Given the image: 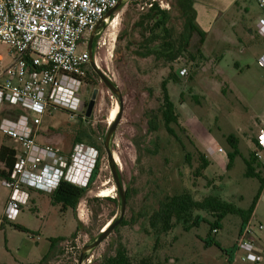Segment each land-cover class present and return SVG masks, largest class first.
Segmentation results:
<instances>
[{
    "label": "rangeland",
    "instance_id": "1",
    "mask_svg": "<svg viewBox=\"0 0 264 264\" xmlns=\"http://www.w3.org/2000/svg\"><path fill=\"white\" fill-rule=\"evenodd\" d=\"M152 3L166 12L173 41L179 43L182 35L191 34L185 29L178 0H125L124 7L102 24L97 42L105 45L95 48V62L118 86L122 100L99 76L92 75L79 94L88 104L94 90H98L91 117L85 122L72 121L66 109L51 108L43 117L37 138L40 145L58 147L67 156L71 155L77 136L87 145L101 147L104 154L99 175L76 212H63L60 206L52 205L51 193L30 190L28 204L21 207L14 221L29 232L18 231L4 221L6 224L0 229V264H78L83 249L120 215L119 200L115 205L99 196L102 189L115 186L104 147L114 111L119 123L111 146L120 158L118 168L129 196L124 220L136 223L116 228L87 254L83 264H107L119 248L135 264H228L219 248L204 243L211 229L208 222H214L217 213L191 209L180 218L173 217L166 229L160 226L155 230L148 225L147 215L158 208L160 200L183 193L195 201L213 196L238 210L251 207L260 182L246 178L243 158L260 150L256 141L264 132V67L259 63L264 55V35L257 30L264 13L255 2L242 0L249 7L248 13L239 18L231 13L224 20L223 32L209 33L202 44L198 33L191 34L189 51L168 62L156 60L154 55L139 56L147 50L144 39L154 34L150 32L157 17L151 18L152 13L148 16ZM157 34L163 32L159 30ZM9 52L10 47L0 42L4 65L10 63ZM236 62L240 67L234 66ZM183 70L186 75H182ZM171 74L177 81L168 79ZM164 80L169 81L167 88L176 107L178 122L171 127L178 140L164 124ZM5 109L8 118H15L21 111L19 106ZM86 110L83 106L85 114ZM229 135L238 139L241 152L230 170L228 153L233 150L227 141ZM5 144L14 146L8 137ZM202 155L209 166L197 176ZM257 171L264 177V166L257 167ZM115 191L109 198L118 197L116 186ZM9 193L10 189L0 182L2 219ZM255 211L254 225H264V193ZM198 217L202 221L194 226ZM241 225L239 215L228 213L213 237L222 248L229 249L238 243ZM53 239L63 240L49 253ZM256 239L260 244V240L264 241V230L257 232ZM46 254L48 258L41 263ZM240 256L237 252L233 264H251L242 262Z\"/></svg>",
    "mask_w": 264,
    "mask_h": 264
},
{
    "label": "built area",
    "instance_id": "2",
    "mask_svg": "<svg viewBox=\"0 0 264 264\" xmlns=\"http://www.w3.org/2000/svg\"><path fill=\"white\" fill-rule=\"evenodd\" d=\"M247 1L255 2L264 13V0ZM118 4L119 0H0V42L10 47L11 58L4 65L0 54V105L21 108L15 118L0 122L1 132L14 142L15 151L10 177L1 179L10 197L0 225L15 221L29 202L30 190L50 194L62 181L78 187L90 183L99 162L96 147L77 142L67 156L58 147L40 145L37 138L51 108L66 109L72 121L90 118L82 111L85 104L79 97L90 67L89 39ZM257 30L264 35V19L259 20ZM103 45L97 42L95 48ZM259 63L264 67V55ZM257 141L256 157L264 166V132ZM262 230L264 225H254L252 216L237 243L242 262H264V248L256 239Z\"/></svg>",
    "mask_w": 264,
    "mask_h": 264
},
{
    "label": "trees",
    "instance_id": "3",
    "mask_svg": "<svg viewBox=\"0 0 264 264\" xmlns=\"http://www.w3.org/2000/svg\"><path fill=\"white\" fill-rule=\"evenodd\" d=\"M178 6L184 18L185 29L189 31L192 35L193 33H198L201 37L200 42L202 44L205 39V34L196 25V11L194 9V1L178 0ZM123 7L124 5L122 4L116 12H119ZM148 16H151V18L155 16L157 17V19L154 20V24L151 27L150 33H154V34H150L152 36L148 37L147 40L144 39V42L147 45L146 53H142L144 55L140 53L139 55L140 57L147 58L154 55L156 60L167 59L169 60L168 62H172L175 59H177V57H180L184 52L189 51L188 47L191 40L190 37L192 35L190 34L191 36L189 35L188 37L186 35H182L181 39L179 40V43L173 41V38L171 37L170 31L167 28V24H166L167 22L166 12L160 10L158 8V4L155 3L151 4ZM102 27L103 25H101L98 28L99 34L102 31ZM159 30H161L163 34L161 35L157 34V31ZM97 38L98 37H96L94 41V48L96 47ZM155 44L158 46H152ZM200 53L202 52L200 51ZM92 75L96 76L97 74L93 70H91V66H90L86 79H88ZM168 79H172V80L175 79L177 81V78L174 74H171ZM168 82H169L168 80H164L162 82L161 88L163 92V104L161 109H162L164 124L167 132L178 140L179 137L176 135L175 130L171 127L173 123L176 124L178 122V117L176 114L175 104L173 103L167 88ZM85 107H87V103L85 104ZM151 123L152 122H150V124ZM82 135L86 136L87 133L82 132ZM81 138H82L81 136H77L75 139L76 143L81 142ZM227 141L233 150L232 152L228 153L227 169L230 170L234 164L235 159L238 156H241V152L238 146V139L234 135H229L227 137ZM256 143L259 147L258 141H256ZM95 147H97V149L99 150L100 156H99L98 165L95 171L93 172L90 183L86 187H78L68 182L62 181L60 182L56 190L51 193L52 205L60 206L63 212L69 209L76 212L80 201L86 197L87 193L91 190L93 183L95 182L96 178L99 175L101 158L103 157L104 150L99 146H95ZM186 159L188 163H190L189 155H187ZM243 159L246 164V173H245L246 178L258 179L260 182L258 193L255 196V199L251 207H249L247 211L238 210L235 207H232L229 204L222 202L213 196H208L204 198L202 201H195L191 198L190 195H188L187 193H183L181 195H175L168 199L160 200L158 204V208L154 209L149 215H147L148 225L154 230L156 228H159L160 226L166 229L169 226V222L173 217L180 218L191 209L213 211L217 213L215 214L216 220L214 222H208L211 229L207 239L204 240V243L206 244L207 247L215 246L219 248L227 256L228 264H233L235 261L236 253L238 251L237 244L229 249L222 248L221 245L213 237V233H216L214 232V230L219 231V229H221L222 227L221 221L224 219L226 214L235 213L242 218V225L240 230L241 233L244 227L246 226V224L252 218L257 202L260 199L261 194L264 190V177L261 176L260 172L257 171V167L262 165L258 163L256 152H253L250 158H243ZM14 165H15L14 149L10 146L2 145L0 149V179L9 178L14 168ZM208 166H209L208 159L206 158V156L202 155L200 158V166L197 168L196 171L197 176H200L202 171H204ZM118 197L117 198L106 197V199L116 205L119 200ZM128 199L129 196L127 195V200ZM200 221H202L201 217H198L197 220L193 223V225L199 226ZM135 223H136L135 220H132L130 223L123 220L119 227L126 226L128 224H135ZM11 225L18 231L26 232V233L29 232V230H27L23 226L16 224H11ZM61 240L63 239H53L50 241L49 253L53 251L57 243ZM48 256L49 254H46L42 258L41 263H43L48 258ZM107 264H135V263H133L130 260L124 249L119 248L117 249L115 256H113L107 261ZM138 264H143V263H138ZM194 264H204V263H194Z\"/></svg>",
    "mask_w": 264,
    "mask_h": 264
},
{
    "label": "water",
    "instance_id": "4",
    "mask_svg": "<svg viewBox=\"0 0 264 264\" xmlns=\"http://www.w3.org/2000/svg\"><path fill=\"white\" fill-rule=\"evenodd\" d=\"M125 0H119V4L116 8H114L113 10H111L105 17L103 20H101L99 22V24L97 25V27L95 28V30L93 31V33L90 36L89 39V44H88V52L90 54V66L91 68L94 70V72L100 77L101 81H103L106 86L112 91V93L121 101L122 100V94L120 92V89L118 88V86L108 77H106L98 68L96 62H95V58H94V52H95V48H94V41L95 38L98 36V28L103 24V23H107L110 19V17L118 10V8L122 5V3ZM97 95H98V90L95 89L92 97L87 105V110H86V116L87 117H91L94 107H95V103H96V99H97ZM119 123V118H117L113 123H111L109 125V129L107 132V135L105 137L104 140V147H105V151L107 153V158L110 164V168H111V172L113 174V178L115 181V186L116 189L118 191V196H119V202H120V215L115 218V220H113V222H111L108 227L101 232V234L97 237V239L90 245H88L87 247H85L80 255L79 258V262L78 264H83V261L85 260L87 254L92 251L93 249H95L96 247H98L102 242H104V240H106L110 234H112L116 228H118L120 226V224L122 223V221L125 218V214H126V209H127V194L126 191L124 190L123 187V183L121 180V174H120V170L118 168V164L115 160L114 157V151L112 149V140L114 137V134L116 132L117 126Z\"/></svg>",
    "mask_w": 264,
    "mask_h": 264
},
{
    "label": "crops",
    "instance_id": "5",
    "mask_svg": "<svg viewBox=\"0 0 264 264\" xmlns=\"http://www.w3.org/2000/svg\"><path fill=\"white\" fill-rule=\"evenodd\" d=\"M193 1H194V9L196 11V25L205 34V39H204L205 41L207 40V35L209 33L223 32L222 28H224L223 27L224 20L228 16H230L231 13H233L232 16H238L239 18V17H243L245 13L249 12V7L247 5L242 4V0H193ZM262 19L264 18H261L260 20ZM234 66L240 67V63L236 62L234 63ZM5 108H7V106H3L2 110L0 109V122L3 119L8 118V116L6 115L7 111ZM6 138L7 136L4 133H2L0 130V149L2 145H6L5 144ZM263 193H264V190L261 196L263 195ZM9 197H10V193L7 196L2 217H4L5 209H6V205H7ZM256 215H257L256 211L254 210L253 217L255 218ZM1 219L2 218H0V221ZM6 223L15 224L14 221L13 222L6 221ZM5 224L3 222L0 225V229L3 228ZM260 241H261V244L257 242L258 246L260 248H264V241L263 240H260ZM262 264H264V262Z\"/></svg>",
    "mask_w": 264,
    "mask_h": 264
},
{
    "label": "bare ground",
    "instance_id": "6",
    "mask_svg": "<svg viewBox=\"0 0 264 264\" xmlns=\"http://www.w3.org/2000/svg\"><path fill=\"white\" fill-rule=\"evenodd\" d=\"M115 115H116V111H114V113L112 114L111 119H110L111 120L110 123H112L115 120V118H114V117H116ZM114 157H115L117 164L120 165V158L117 156V154L115 152H114ZM113 192L114 193L116 192L115 186H111L110 188L102 189L99 193V196L104 197V198L109 197ZM108 225L105 226L104 230L108 227Z\"/></svg>",
    "mask_w": 264,
    "mask_h": 264
},
{
    "label": "flooded vegetation",
    "instance_id": "7",
    "mask_svg": "<svg viewBox=\"0 0 264 264\" xmlns=\"http://www.w3.org/2000/svg\"><path fill=\"white\" fill-rule=\"evenodd\" d=\"M89 103V102H88ZM88 105V104H87Z\"/></svg>",
    "mask_w": 264,
    "mask_h": 264
}]
</instances>
